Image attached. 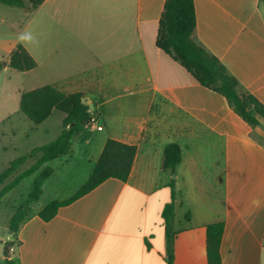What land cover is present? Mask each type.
<instances>
[{
	"label": "crops",
	"instance_id": "crops-1",
	"mask_svg": "<svg viewBox=\"0 0 264 264\" xmlns=\"http://www.w3.org/2000/svg\"><path fill=\"white\" fill-rule=\"evenodd\" d=\"M165 1L45 0L34 11L37 32L22 45L37 67L24 74L38 69L40 87L82 93L93 105V122L70 154L46 162L3 196L0 264L11 242L14 264H167L163 211L170 203L174 264H208L207 228L215 224L223 225L222 264H264V121L250 126L224 96L157 48ZM194 3L195 41L264 105V3ZM18 45L0 42L6 63ZM1 104L0 173L57 140L65 119L55 110L35 125ZM108 140L137 148L127 181L109 178L43 220L51 202L70 200L89 180ZM171 143L182 147L175 178L162 169ZM39 158L28 157L0 192ZM47 169L52 174L15 236L11 223Z\"/></svg>",
	"mask_w": 264,
	"mask_h": 264
},
{
	"label": "trees",
	"instance_id": "trees-1",
	"mask_svg": "<svg viewBox=\"0 0 264 264\" xmlns=\"http://www.w3.org/2000/svg\"><path fill=\"white\" fill-rule=\"evenodd\" d=\"M261 1L264 3V0ZM44 2L45 0H0L2 5L20 9L28 8L29 10H37ZM195 29L194 0H166L159 20L156 46L180 63L203 87L224 96L229 105L250 126H262L264 105L244 90L219 59L195 41ZM7 63L9 68L21 73L29 72L37 67L36 60L21 44L11 53ZM3 69V64L0 63V74ZM19 106L21 112L35 125L47 120L55 110L62 112L65 114L63 132L54 142L34 149L28 156L15 160L5 171L0 173L1 186L24 164L28 157L40 155L38 161L30 169L20 174L0 192V201L23 178L35 173L43 164L70 154L73 150L75 138L93 122V114L90 107L85 103L82 93L66 95L51 85L23 92ZM136 151V146L108 140L89 180L78 190L75 196L62 203L51 202L40 213V217L45 221H49L55 216L59 207L89 193L109 178L127 181ZM181 159V145L178 143L168 144L164 151L162 169L175 175ZM51 174L52 170L47 169L36 180L28 201L23 208L17 211L11 223L10 231L13 235L16 236L19 231V226L26 215L25 208L39 200L42 194L43 182ZM171 187L174 189V181ZM163 218L166 227L167 264H174V244L177 235L172 226L173 203L165 206ZM222 236V224L211 225L207 228L206 252L208 264H222L220 257ZM4 256L6 264H14L11 254L7 252V246Z\"/></svg>",
	"mask_w": 264,
	"mask_h": 264
},
{
	"label": "rangeland",
	"instance_id": "rangeland-1",
	"mask_svg": "<svg viewBox=\"0 0 264 264\" xmlns=\"http://www.w3.org/2000/svg\"><path fill=\"white\" fill-rule=\"evenodd\" d=\"M28 8H12L0 4V42L4 40L18 39L19 44L32 43L34 34L37 32L34 27L38 28L39 15ZM32 15V16H31ZM32 19V24L29 21ZM23 34H30L31 40H22ZM39 58L38 52L33 51ZM5 54L0 51V63H5ZM40 71L37 69L32 74H24L17 72L11 68L4 67L0 74V104L5 101V108L14 110V112L20 113L19 104L20 96L18 90L28 92L29 88L37 85L40 88ZM26 75V76H25ZM2 105V104H1ZM24 117V116H23ZM28 201V200H27ZM14 242L7 245V252L11 253Z\"/></svg>",
	"mask_w": 264,
	"mask_h": 264
},
{
	"label": "clouds",
	"instance_id": "clouds-1",
	"mask_svg": "<svg viewBox=\"0 0 264 264\" xmlns=\"http://www.w3.org/2000/svg\"><path fill=\"white\" fill-rule=\"evenodd\" d=\"M21 39H22V40H31L32 37H31L30 34H23V35L21 36Z\"/></svg>",
	"mask_w": 264,
	"mask_h": 264
},
{
	"label": "water",
	"instance_id": "water-1",
	"mask_svg": "<svg viewBox=\"0 0 264 264\" xmlns=\"http://www.w3.org/2000/svg\"><path fill=\"white\" fill-rule=\"evenodd\" d=\"M7 65H8V64H7L6 62L3 63V67H7ZM90 107L93 109V105H91ZM173 178H175V175H173Z\"/></svg>",
	"mask_w": 264,
	"mask_h": 264
},
{
	"label": "built area",
	"instance_id": "built-area-1",
	"mask_svg": "<svg viewBox=\"0 0 264 264\" xmlns=\"http://www.w3.org/2000/svg\"><path fill=\"white\" fill-rule=\"evenodd\" d=\"M99 129H101V127Z\"/></svg>",
	"mask_w": 264,
	"mask_h": 264
}]
</instances>
